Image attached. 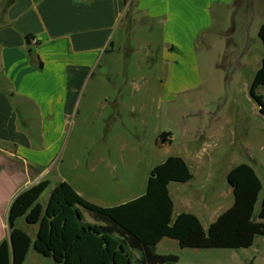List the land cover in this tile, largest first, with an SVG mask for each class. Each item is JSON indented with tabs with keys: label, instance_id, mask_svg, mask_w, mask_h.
<instances>
[{
	"label": "crops",
	"instance_id": "1",
	"mask_svg": "<svg viewBox=\"0 0 264 264\" xmlns=\"http://www.w3.org/2000/svg\"><path fill=\"white\" fill-rule=\"evenodd\" d=\"M256 15L262 17L255 27L258 33L264 0H0V169L20 178L3 200L0 241L9 235L3 224L14 197L38 181L49 185L50 174L54 185L47 199L58 183L66 182L84 200L113 207L144 194L150 171L169 156L181 158L193 176L172 189V182L168 184L172 218L193 214L206 230L231 206V188L223 205L222 192L208 201L202 196L188 199V184L206 166V140L228 135L224 125L231 120L216 101L222 88L232 86V78L224 82L219 68H251L250 81L242 85L249 93L260 67L262 43L256 54L250 41ZM198 48L202 64L216 57L207 71L202 65V75ZM201 88L202 96H213L212 101L202 100V123L195 122L193 135L174 153L160 157L159 147L175 139L159 128L160 104L169 111L177 97ZM78 139L107 146L88 147L84 161ZM110 159L121 160L119 175L128 174L123 182L98 177L102 168L109 175ZM142 162L147 177L135 182L129 175ZM64 168L71 171L69 179ZM200 184L197 191H202ZM84 218L90 221L86 214ZM18 222L27 234L24 227L34 229L28 234L33 241L36 227ZM198 250L208 249H180L169 238L154 247L157 254L177 255L176 264H202ZM22 264L52 260L30 247Z\"/></svg>",
	"mask_w": 264,
	"mask_h": 264
},
{
	"label": "trees",
	"instance_id": "2",
	"mask_svg": "<svg viewBox=\"0 0 264 264\" xmlns=\"http://www.w3.org/2000/svg\"><path fill=\"white\" fill-rule=\"evenodd\" d=\"M237 1V0H236ZM263 47L261 64L249 87V96L264 114V24L257 33ZM192 173L179 157L169 156L150 171L145 193L126 203L101 207L79 196L66 182L58 183L45 204L39 202L48 187L41 180L18 193L7 211L8 238L0 241V264H22L30 247L52 264H176L177 255L154 251L162 238L177 241L180 249H248L256 236L264 238V196L257 215L254 206L262 183L246 163L226 174L233 202L206 230L190 213L172 218L167 186L187 183ZM87 215L90 221L85 220ZM36 227L34 240L16 223Z\"/></svg>",
	"mask_w": 264,
	"mask_h": 264
},
{
	"label": "rangeland",
	"instance_id": "3",
	"mask_svg": "<svg viewBox=\"0 0 264 264\" xmlns=\"http://www.w3.org/2000/svg\"><path fill=\"white\" fill-rule=\"evenodd\" d=\"M262 17L259 15L253 16L251 20V45L254 47L253 52L256 54L261 50V42L255 31V27L262 21ZM231 28H228V30ZM263 48V47H262ZM197 54L200 58V72L202 75V65L205 64V70L210 68L212 61L216 60L214 55L207 59H204L202 64V52L201 49H197ZM209 56V55H208ZM256 56V55H255ZM218 59V58H217ZM224 75V82L232 78V86L230 88H222L220 94L217 96V105L224 110L226 116L231 120L228 124L224 125V138L218 140L214 137L206 140L204 145V151L207 155L206 166L201 171H195L194 181L188 184L190 194L188 199H195L197 196L207 201L214 197V193L222 192L223 205H226L230 194L228 193V184L226 181V172L231 167L240 163H248L251 165L262 183V190L258 195L257 202L254 206V215H257L260 202L264 196V114H260L257 104L250 98L249 93L243 90L242 85L247 80L251 79V68H245L243 71H233L219 68ZM223 81V80H222ZM242 82V84H240ZM240 88V92L237 94L230 93L228 91L237 90ZM242 88V89H241ZM242 90L244 92H242ZM258 93L263 96L264 88H260ZM212 95H203L202 88L198 93H191L187 96H179L175 99L173 105L169 106V111L166 110L163 104L159 106V128L163 131L171 132L174 135L173 143L169 145H162L159 147V156L162 157L164 153L172 154L179 148L181 143L186 141L187 137L193 135V129L198 126L199 122L202 123V100L212 101ZM264 101V100H263ZM186 126L188 131L184 128ZM72 131L74 128H71ZM82 127L79 128L77 134L81 135ZM86 129V126L84 127ZM85 132V131H83ZM71 135L70 127H67V134ZM188 140V139H187ZM133 144V143H132ZM134 145H138L135 144ZM90 146H104L107 144L103 142L87 143L81 139L76 140V147L82 153L83 160L86 161L87 148ZM138 160V159H137ZM109 175H104V169L99 170V178L106 179L110 183H115V180L124 181L128 174L119 175L123 171V167L120 164L119 159H110ZM124 161H132L134 159ZM154 164L156 160H153ZM54 175L56 174L53 171ZM63 175L68 179L71 177V171H67L65 168L62 171ZM132 180L145 181L147 177L146 167L142 162L139 165V169L133 175H129ZM19 179L17 176L11 175L8 169H0V220L4 213L3 200L9 195V193L18 185ZM49 185L39 198L41 204H45L47 201V192L54 185L52 174L48 176ZM198 182L202 186V191H197ZM179 183L172 182L171 189ZM211 186V188H210ZM216 191H215V190ZM18 191V190H17ZM203 223L204 220H203ZM16 226H20L17 222ZM4 230H7V222L4 220ZM23 228V227H22ZM28 234L33 235L34 229L25 228ZM187 252H193L187 250ZM202 256V264H264V238L256 236L252 247L248 249H208L198 250ZM31 254V253H30ZM253 258V259H252ZM189 259V258H188ZM249 260H251L249 262ZM190 261V259H189ZM188 261V262H189Z\"/></svg>",
	"mask_w": 264,
	"mask_h": 264
},
{
	"label": "water",
	"instance_id": "4",
	"mask_svg": "<svg viewBox=\"0 0 264 264\" xmlns=\"http://www.w3.org/2000/svg\"><path fill=\"white\" fill-rule=\"evenodd\" d=\"M8 241H9L10 248H11V241H10V237L9 236H8Z\"/></svg>",
	"mask_w": 264,
	"mask_h": 264
}]
</instances>
